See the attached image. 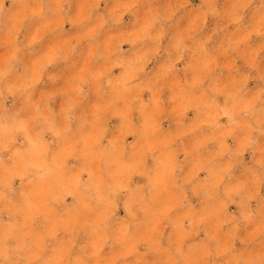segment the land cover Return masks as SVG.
<instances>
[{"label": "clouds", "instance_id": "1", "mask_svg": "<svg viewBox=\"0 0 264 264\" xmlns=\"http://www.w3.org/2000/svg\"><path fill=\"white\" fill-rule=\"evenodd\" d=\"M0 264H264V0H0Z\"/></svg>", "mask_w": 264, "mask_h": 264}, {"label": "rangeland", "instance_id": "2", "mask_svg": "<svg viewBox=\"0 0 264 264\" xmlns=\"http://www.w3.org/2000/svg\"><path fill=\"white\" fill-rule=\"evenodd\" d=\"M197 3H199V0H193V4H197ZM121 47H126V45H121ZM121 214L123 213L121 212Z\"/></svg>", "mask_w": 264, "mask_h": 264}]
</instances>
